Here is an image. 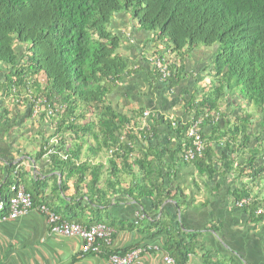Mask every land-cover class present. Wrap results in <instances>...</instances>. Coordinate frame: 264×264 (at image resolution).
Here are the masks:
<instances>
[{
    "label": "trees",
    "instance_id": "obj_1",
    "mask_svg": "<svg viewBox=\"0 0 264 264\" xmlns=\"http://www.w3.org/2000/svg\"><path fill=\"white\" fill-rule=\"evenodd\" d=\"M119 13L127 14L138 29L152 32L154 54L157 44L169 49L175 60L197 47H214L207 66L209 90L198 101L185 100L181 106L191 120L202 119L197 130L204 149L192 163L202 167L208 177L215 175L217 164L222 173L235 174L238 179L247 176L253 182L264 175V0H0V127L20 137L28 135L31 144L40 139L34 159L47 157L60 174L63 192L69 179H75L77 185L88 176L91 193L85 196L92 207L90 222L85 225L113 226L114 221L99 207L108 197L97 196L98 189L92 192L103 179L135 202L141 198L148 202L150 221L127 224L126 228L141 227L148 238L164 233L162 249L175 264H186L191 248L178 238L179 227L173 228L172 219L163 214L155 217L165 200L176 197L177 202L185 197L178 187L167 188L170 170L165 171L164 156H179L183 144L190 146L183 136L188 125L178 123L172 130L176 144L170 142L171 133L163 144H154L157 129L127 116L109 99L129 67L128 59L116 52L123 37H132L131 32L126 36L113 27V16ZM169 72L177 77L179 68L173 64ZM148 76L150 84L158 80L157 72ZM168 81L172 83L171 78ZM233 98L237 100L231 101ZM222 101L226 103L223 111ZM21 106L22 113L18 111ZM141 111L132 113L140 117ZM213 113L224 123L221 132L210 125ZM250 119L262 122L252 128ZM41 122L44 127L37 131ZM204 125L211 126L213 133H204ZM212 146L217 147L219 156L214 155ZM84 147L92 158L99 153L106 158L105 176L102 165L81 161ZM1 162L0 201L4 208L0 215L7 211L9 185L24 182L15 166L4 159ZM121 182H127L128 187L119 188ZM33 187L28 193L36 204L39 184L34 182ZM249 187H237L233 199L251 196ZM252 197L251 203L242 207L254 215L264 199ZM74 205L54 211L62 220L84 224L86 221L78 219V203ZM254 217L261 221L264 213ZM131 250L102 246L101 254L107 258ZM201 262L235 264L213 262L210 254Z\"/></svg>",
    "mask_w": 264,
    "mask_h": 264
},
{
    "label": "crops",
    "instance_id": "obj_2",
    "mask_svg": "<svg viewBox=\"0 0 264 264\" xmlns=\"http://www.w3.org/2000/svg\"><path fill=\"white\" fill-rule=\"evenodd\" d=\"M113 27L126 36L131 32L132 43L126 42V37H123L116 51L128 59L129 67L109 98L124 110V114L138 120L139 123L144 124L145 121L152 120L158 131L157 138L153 142L163 144L166 135L171 132L167 127V119L160 117L187 120L182 119L185 117L181 106L185 100L199 98L203 85L202 78H205L212 51H208L210 47L201 46L190 51L187 56H183L180 61L182 68L170 84L172 91L169 92L159 82L152 87L148 77L150 68L139 63L141 53L153 49L152 34L138 29L127 14L122 13L113 16ZM161 51V47L158 46V52ZM236 100L237 98L231 99L233 102ZM219 105L220 110L223 111L226 103L222 101ZM140 109L148 110L150 118L152 116L153 119L132 115L131 112ZM230 109L227 108L228 111ZM14 110L15 108H10L11 112ZM18 111L22 113L23 109L18 107ZM2 113L1 109L0 115ZM156 117L158 119H155ZM210 125H215L220 132L224 128V123L219 121ZM43 127L41 122L37 126V131ZM202 130L206 134L213 133V128L208 125H204ZM11 133V131L5 132L0 127V164L3 159L9 161L10 165L21 172L24 182L20 184L24 190L33 192L35 190L33 183L37 182L40 194L37 199L39 202L33 204V209L27 214L0 221V264H109L106 256L101 253H83L79 239L50 234L45 218L35 210L36 206L44 204L55 213V209L63 210L78 203L77 213L80 215L78 219L80 222L86 221L82 225L88 224L91 218L89 208L92 207L85 196L91 193L87 189L88 176L85 181L77 185L75 179H69L64 183L63 192L60 186V174L50 166L47 157L42 155L40 160L34 159L40 139H35L31 144L28 135L20 137L18 133ZM172 145L169 146V150ZM86 149L84 147L81 150V161L87 160L89 163L102 165L105 176L106 158L100 153L92 158L91 153ZM214 155L219 156L220 152L214 149ZM164 161L165 171L170 170L171 184H166L167 188L178 187L185 197L177 202L176 197L165 200L155 218H162L161 214H163V217L172 219L173 228L178 230L179 227L178 238L188 243L191 248L186 264H202V258L208 254L211 255L213 262L221 260L235 264H264V219L257 220L253 211L242 207L250 203L236 206L232 197V192L237 187L249 185L251 195L264 199V175L253 182L247 176H240L238 179L235 174L222 173V166L217 164L214 166L215 175L210 174L211 176L208 177L202 167L197 168L194 163H185L177 155L172 154L170 158L165 155ZM234 167L237 168L236 164ZM93 187L92 192L98 189L101 193L97 196L108 197V202L101 203L102 206L99 207L108 219L114 221L113 226L107 225L113 229L109 248L121 250L131 247V251L139 250V257L130 264H163L162 254L166 253L162 249L166 241L164 233L148 238L146 233L141 232V227L126 228L127 224H135L139 221H144L146 224L150 221L147 214L148 202L142 198L135 202L125 193L110 188L103 179ZM122 187H128V183L121 182L119 188ZM257 208L262 210V214L264 213V205ZM148 247L150 250H143Z\"/></svg>",
    "mask_w": 264,
    "mask_h": 264
},
{
    "label": "built area",
    "instance_id": "obj_3",
    "mask_svg": "<svg viewBox=\"0 0 264 264\" xmlns=\"http://www.w3.org/2000/svg\"><path fill=\"white\" fill-rule=\"evenodd\" d=\"M167 75L165 71L163 77ZM1 80V79H0ZM198 122H193L186 132V136L190 139V147L184 149L181 153V157L184 161L188 162L194 160L196 157H200L203 151V144L201 136L197 130ZM8 198L5 203L6 213L0 215V221L6 219H14L18 216L27 214L33 209L30 195L24 190L20 184H11L8 189ZM250 198H242L235 202L236 206H242L250 203ZM35 209L40 213L49 226V233L56 234L64 237H75L81 241V251L83 253H95L100 254L102 246L110 247L113 229L109 226L96 223L91 225H81L74 222H68L62 220L60 216L55 214L46 205L40 204ZM4 208V203L0 201V211ZM256 214H262L261 209L256 210ZM143 250H150L148 249ZM139 250H133L125 254L111 253L107 257L109 264H130L139 257ZM163 264H175L174 259L166 254H162Z\"/></svg>",
    "mask_w": 264,
    "mask_h": 264
},
{
    "label": "clouds",
    "instance_id": "obj_4",
    "mask_svg": "<svg viewBox=\"0 0 264 264\" xmlns=\"http://www.w3.org/2000/svg\"><path fill=\"white\" fill-rule=\"evenodd\" d=\"M151 34H152V32H150ZM128 35V34H127ZM126 40L129 42V43H132V38H131V40H129L127 37H126ZM151 41H153L154 42V40L152 39V36H151ZM154 44H155V42H154ZM158 46H160L161 47V49H162V51L159 53L158 52ZM153 47H154V45H153ZM156 47H157V54H154V51H155V49L153 48L152 50H151V48H150V50L151 51H145V58L144 59H140L139 60V63H141V64H144V65H148V67L150 68V72L151 71H154V72H157V75H158V80L155 82V83H157V82H159V83H161L162 85H164L166 88H167V90L169 91V92H171L172 91V88L170 87V84L171 83H169V81H168V79H172V82H173V79H174V77L172 76H170L171 74H170V72H169V68L171 67V65H175L177 68H179V70L182 68L181 67V65H180V61L182 60V57H176V60L172 57V54L170 53V51H169V49H167L166 47H164L163 45H161V44H157L156 45ZM210 49H211V51H212V56H213V53H214V47L213 46H211L210 47ZM140 58H142L141 56H140ZM211 60V59H210ZM136 66H137V64H136ZM135 66V67H136ZM209 70H210V66L206 69V74H205V77H207L208 79H209V74H208V72H209ZM167 72V75L165 76V77H163V73L164 72ZM204 71V70H203ZM149 77V76H148ZM0 79L2 80V77H1V74H0ZM0 80V81H1ZM119 83V82H118ZM117 83V84H118ZM149 83H150V79H149ZM155 83H152V84H150V85H152V87L154 86V84ZM209 90V85H208V81H207V83L205 84L204 82H203V85H202V91H201V94H200V96H199V98L198 99H189V100H194V101H198L200 98H201V96L203 95V94H205L207 91ZM110 100H112L111 98H109ZM187 101V100H186ZM238 104H240V105H243L242 103H241V101H238ZM244 106V105H243ZM20 108H24L23 106H21ZM248 109V108H247ZM181 111H182V114L184 115V117L185 118H182V119H187V120H185V121H182V120H180L181 118H176L175 119V117H173V118H170V117H166V118H163V117H160V119H167V127L169 128V130H170V132H171V139H170V142L171 143H177V141L175 140V138H174V134H173V129L177 126V125H179L178 123H180L181 125H184V124H187L188 126H187V128H186V130L184 131V133H183V136L186 138V139H188L187 138V136H186V132H187V130H188V128L190 127V125L193 123V122H195V121H199L198 122V126H199V124H200V120H202V119H196V120H191V117H188V116H186L185 115V113L183 112V110L181 109ZM132 113V112H131ZM132 115L133 116H136L135 114H133L132 113ZM129 117H131V116H129ZM144 117H146V119H153L152 118V116H151V118H150V112L148 111V110H143V111H141L140 112V118H144ZM211 117H212V119H210L212 122L211 123H215V122H217V121H219L220 122V120L221 119H218V117H217V114L216 113H213V114H211ZM132 118V117H131ZM199 118H201V116L199 117ZM155 119H158L157 117L155 118ZM171 119V120H170ZM233 120V119H232ZM250 126L252 127V128H258V124L260 123V122H262V119H250ZM263 123V130H264V122H262ZM140 124H142V123H140ZM142 125H145V126H147V125H152V126H154V123L152 122V120L150 121V122H148V121H145L144 122V124H142ZM154 128L156 129V127L154 126ZM190 140V139H189ZM202 140V139H201ZM223 143V140H221L220 142H218V145L221 147V144ZM202 144H203V142H202ZM190 147V146H189ZM187 145L185 146L184 144H183V149H182V151L184 150V149H187V148H189ZM212 148H213V150L215 149L217 152H218V149H217V147L216 146H212ZM203 149H204V144H203ZM181 151V152H182ZM203 152V151H202ZM202 155V154H201ZM179 157H180V159L183 161V162H185V163H192V161H194L196 158H198V157H196L194 160H191V161H188V162H186V161H184L183 159H182V157H181V153H179ZM201 157V156H200ZM242 198H250V200L252 201V199H253V197H252V195L251 196H249V197H241V198H239L238 200H240V199H242ZM238 200H235V202L236 201H238ZM251 201H250V203H251ZM258 209V208H257ZM79 224V223H78ZM82 225V224H81Z\"/></svg>",
    "mask_w": 264,
    "mask_h": 264
},
{
    "label": "rangeland",
    "instance_id": "obj_5",
    "mask_svg": "<svg viewBox=\"0 0 264 264\" xmlns=\"http://www.w3.org/2000/svg\"><path fill=\"white\" fill-rule=\"evenodd\" d=\"M211 49H208V51H210ZM203 82L206 84L207 81H208V78L205 77V78H202ZM231 85V87L233 86V82L229 83ZM242 109L244 110L245 107L243 106ZM256 116V115H255ZM80 217L79 213H78V218Z\"/></svg>",
    "mask_w": 264,
    "mask_h": 264
}]
</instances>
